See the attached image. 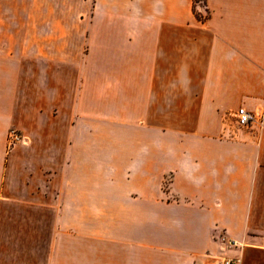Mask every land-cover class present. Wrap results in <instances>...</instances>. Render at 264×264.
<instances>
[{"label":"crops","instance_id":"0c3cea01","mask_svg":"<svg viewBox=\"0 0 264 264\" xmlns=\"http://www.w3.org/2000/svg\"><path fill=\"white\" fill-rule=\"evenodd\" d=\"M224 258L264 264V0H0V264Z\"/></svg>","mask_w":264,"mask_h":264},{"label":"built area","instance_id":"2783aa9c","mask_svg":"<svg viewBox=\"0 0 264 264\" xmlns=\"http://www.w3.org/2000/svg\"><path fill=\"white\" fill-rule=\"evenodd\" d=\"M237 122L241 126H245L252 122L262 123V117L257 112H252L246 110L244 107H239L236 111ZM22 140V135L15 128L9 129L7 133V146L11 147ZM239 258H224L219 262H215L214 264H239ZM204 264H212L210 262H206Z\"/></svg>","mask_w":264,"mask_h":264}]
</instances>
